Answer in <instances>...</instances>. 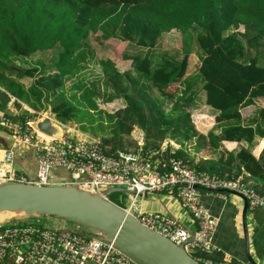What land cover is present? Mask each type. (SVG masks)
Listing matches in <instances>:
<instances>
[{
	"label": "trees",
	"instance_id": "obj_1",
	"mask_svg": "<svg viewBox=\"0 0 264 264\" xmlns=\"http://www.w3.org/2000/svg\"><path fill=\"white\" fill-rule=\"evenodd\" d=\"M174 30L200 52L193 77L187 76L189 44L181 59L154 62L160 38ZM109 40L141 50L130 58L132 71L98 59L93 42ZM39 53L44 57L30 64ZM263 57L264 0H0L1 109L15 97L34 111L51 110L61 124L100 137L110 152L124 150L139 129L147 149L172 141L180 147L177 157L196 170L221 178L247 174L262 195L264 151L256 158L251 146L264 140V108L249 124L241 110L264 100ZM201 91L217 114L207 135L189 112ZM117 101L124 106L115 112L102 108ZM224 142L248 148L229 152ZM191 151L200 156L197 163Z\"/></svg>",
	"mask_w": 264,
	"mask_h": 264
},
{
	"label": "built area",
	"instance_id": "obj_2",
	"mask_svg": "<svg viewBox=\"0 0 264 264\" xmlns=\"http://www.w3.org/2000/svg\"><path fill=\"white\" fill-rule=\"evenodd\" d=\"M17 104L29 117L19 112ZM38 114L14 97L5 109L0 108V129L11 134L16 144L32 148L37 159L36 178L30 181L14 168V146L5 149L0 145L3 152L0 184L16 181L56 186L51 173L62 169L72 177L63 186H74L92 193H102L103 189L132 191L134 200L123 209L144 227L176 245H184L185 251L200 264H234L232 260L216 259L220 253L214 243L218 224L201 203V192L222 199L228 195H240L247 201L249 210H264V195L257 191L253 182L243 176L221 178L196 170L189 161L177 157L180 147L172 141H165L157 151L149 150L145 133L139 129L132 134L135 148L115 152H110L100 140L73 137L68 135L70 131L61 138L47 139L36 128ZM59 125L65 129V125ZM175 190L177 198L197 223L193 242H190L192 232L171 216L145 214L142 210L145 194H172ZM1 227L0 264H135L113 245L66 232L64 228L40 224H3Z\"/></svg>",
	"mask_w": 264,
	"mask_h": 264
},
{
	"label": "water",
	"instance_id": "obj_3",
	"mask_svg": "<svg viewBox=\"0 0 264 264\" xmlns=\"http://www.w3.org/2000/svg\"><path fill=\"white\" fill-rule=\"evenodd\" d=\"M46 113L36 123L43 134L61 138L52 127L53 115ZM62 127V126H61ZM63 128V127H62ZM64 130V129H63ZM84 181H87L84 178ZM119 192L134 195L126 189H109L92 193L74 186H38L30 183L10 181L0 184V214L52 216L75 224L80 229L64 231L89 239L98 240L127 256L135 264H200L184 249L165 237L144 227L136 218L108 199V195ZM176 197V190L174 191ZM245 202L242 225L245 239V255L248 264H258L251 255L247 225L248 203ZM145 200H150L148 194ZM195 239L192 233L190 242Z\"/></svg>",
	"mask_w": 264,
	"mask_h": 264
},
{
	"label": "crops",
	"instance_id": "obj_4",
	"mask_svg": "<svg viewBox=\"0 0 264 264\" xmlns=\"http://www.w3.org/2000/svg\"><path fill=\"white\" fill-rule=\"evenodd\" d=\"M241 31L243 30L241 29ZM174 40H177L176 46H173V44L171 43V41ZM115 41L118 44H115L114 43ZM112 44H115L117 46H120L121 44L124 46V48L122 49V51H120V53L115 54L113 52L107 57L103 56V54H100L99 50H96L98 59H109L113 61L116 67L118 68V70L122 73L132 71V61L130 60V58L141 50L138 48H134L133 46L132 48H130L131 45L129 43L122 42L119 40H109L104 42L103 45H99V46H103V47L106 46V48H108V46ZM187 44H189V48H191L187 76L188 77L195 76L198 72L195 73L196 69H194V66L198 65V70L201 66L200 52L196 46V43L194 41L188 43V41H186V36L180 31L174 30L169 33L163 34V36L160 38L158 42L157 47L153 50L154 62L158 63L157 60L162 59V57L156 54L158 53L157 51H161L165 54H168V56H171L174 52V47L177 48L178 51H180V53H178L174 57L181 59L182 54L184 52L183 50L187 49L186 48ZM146 51L147 50H144V52ZM44 55L45 54L39 53L34 58H37L39 61L44 57ZM262 60L264 64V57ZM200 95L202 97V100L200 99L202 109H205L206 113H202V115H200L199 117H195V118L192 117V119L194 118L193 122L197 127V129L202 134L207 135L216 126L217 114L212 108L205 105V92L201 91ZM117 102L111 104L120 103L121 105V106L119 105L120 108L124 106L122 102L120 101ZM262 108H264V100L259 99L255 101V105L242 109L241 114L243 117L244 124L251 123L255 119L257 115V111ZM205 120L210 121L209 126L206 125ZM0 133L6 134L5 132L2 131ZM0 142H2L0 143V145H2L5 149L11 148L9 142L3 138L2 134H0ZM223 145H224V149L229 152H238L243 147L248 148V145L246 143L224 142ZM23 149H25L24 151L25 155H23L24 157L20 156L19 153L18 154L16 153L14 168L16 167V165H18L20 171H17L15 169L17 173L19 175L25 176L31 181L36 178L37 159L36 156L35 158H33L29 155L32 153L31 150H29L30 147ZM251 151L256 158H260L261 154L264 151V140L256 138L254 141V145L251 146ZM243 177L248 179L247 174H244ZM51 178L53 182L58 186L67 184L72 179L71 174L68 171L62 169H56L52 171ZM156 196H160V195H156ZM226 197L227 198L222 199L215 195L209 194L205 191L201 192V203L210 211L211 215L216 219L218 224L217 231L214 237V243L220 249V253L217 254L216 257L221 256L224 260L225 259L232 260L237 264H248L245 255V239H244V230L242 226L243 223L242 218H243L245 202L241 197H238L236 195H228ZM169 198H177V196L175 197L174 193L170 194V196L167 197V202H168L167 205L166 203L164 204V210L161 208V206H159L158 208L155 207L156 210L155 212H160L159 209H161L164 215L171 216L173 219H175L181 225L185 226L194 234L197 231V223L194 220L193 216L185 210L181 200L179 204L175 200H169ZM153 199L158 200L155 197ZM159 200L162 202L160 198ZM147 201H151V199ZM141 205L143 210V201L141 202ZM5 218L6 217H4V215H0V222H3ZM247 225H248L249 238H250L251 255L255 260H257L258 258L264 260V210L258 209L255 211H251L248 209ZM60 228H65V226H61Z\"/></svg>",
	"mask_w": 264,
	"mask_h": 264
},
{
	"label": "rangeland",
	"instance_id": "obj_5",
	"mask_svg": "<svg viewBox=\"0 0 264 264\" xmlns=\"http://www.w3.org/2000/svg\"><path fill=\"white\" fill-rule=\"evenodd\" d=\"M175 38V37H174ZM115 44H118L116 41L114 42ZM171 43L173 44V46H176L177 45V40H174V41H171ZM115 44H112V45H109L108 48L103 47V46H99L97 43L93 42V46L96 48V50H99V53L100 54H103V56L107 57L108 55L112 54L113 52L115 54H118L120 53V51H122V49L124 48L123 45L120 44V46H117ZM130 48H132V46H130ZM158 53H156L158 56L160 57H164L168 54H165L161 51H157ZM178 53H180V51H178L177 48L174 47V52L171 56H176ZM181 55V54H180ZM183 56V54H182ZM30 62V64H36V62L38 61L37 58H32V59H29L28 60ZM157 62H160V60H157ZM198 62V61H197ZM194 69H196V72H198V65H195L194 66ZM22 83L28 87L30 86L33 81L31 79H24L22 81ZM71 85L69 84L68 87H70ZM175 86L171 87L170 91L173 92L175 91ZM201 93V92H200ZM202 100V97L201 95L199 96V98L197 99L196 101V104L189 109V112L191 113V115H193L192 117H199L200 115H202V113H206L205 112V109H202V105H201V100ZM118 103V102H117ZM108 104V105H104L102 106V108L108 112H115L117 109H119V104ZM199 104V105H198ZM197 105V106H196ZM121 106V105H120ZM25 109H19V112L22 114V115H26V112L24 111ZM35 112H38V111H35ZM39 114L36 115L37 118L41 119L43 118L45 115L41 116L40 113H48L50 114V112H38ZM196 115V116H195ZM51 118L55 121L56 118L55 116H51ZM194 118L192 120H194ZM58 122V121H57ZM60 123V122H58ZM205 123L207 126H209L210 124V121L208 120H205ZM62 128V127H61ZM63 129V128H62ZM5 132L4 130L0 129V132ZM65 132H69L68 135L70 136H73V137H78L80 139H87V140H90V139H95L93 135L89 134V133H84L82 132L79 127L75 124H68V125H65V129H64ZM6 134H3V133H0L3 135V138L5 140H7L9 142V145L10 147L14 146V149L16 151V153L20 156H23L25 155L24 151L25 149L23 148H28V147H25L23 145H21L20 143H17L15 142V140L12 138L11 134L5 132ZM133 136V135H132ZM97 140H100V137H98ZM2 143V142H0ZM178 148L179 146L176 145ZM135 148V141L133 139V137H130L126 143V147L125 149H133ZM29 150H31V154H29L31 157L35 158V153L33 151L32 148H30ZM191 154V158L190 159H193L195 163L198 162L199 160V156L195 154L194 151H191L190 152ZM24 157V156H23ZM15 169L17 171H20L19 168H18V165H16ZM254 185V184H253ZM103 192H107L109 191V189H103L102 190ZM170 196V194H167V193H163L161 194L160 196H156V195H152L150 196V199L151 201H147V200H143V212L145 214H148V213H153V214H160V215H164V213L161 211V209H159L160 212H155V207H159L161 206V208L164 210V204L166 203L167 205V197ZM156 198L158 200H155L153 198ZM162 200V202L159 200V198ZM172 197V196H171ZM108 199L114 203L115 205L119 206V207H122V208H127L131 202L134 200V195H130L128 193H119V192H115V193H112L110 195H108ZM169 200H175L177 201L179 204H180V199L178 198H169ZM151 206V208H150ZM166 211V210H165ZM0 215H4L5 220L3 222H0V226L3 225V224H18V225H26V224H34V225H37L40 223L41 226H44V227H49V228H60L61 226H65V228H68V229H80V226L78 227L77 225L75 224H72V223H69L67 221H64L62 219H59V218H56V217H52V216H40V215H32L30 217H27L25 215H14L12 213H4V214H0ZM243 226V225H242ZM64 228V229H65ZM258 264H264V260L261 258L257 259L256 260Z\"/></svg>",
	"mask_w": 264,
	"mask_h": 264
},
{
	"label": "bare ground",
	"instance_id": "obj_6",
	"mask_svg": "<svg viewBox=\"0 0 264 264\" xmlns=\"http://www.w3.org/2000/svg\"><path fill=\"white\" fill-rule=\"evenodd\" d=\"M42 121V119H41ZM52 127L55 129L56 133H63V129L61 128V126L59 125L58 122H56L55 120L52 119ZM45 138L50 139V138H54V136H49L47 134H42ZM2 156H3V152L0 151V160H2ZM4 214V213H2Z\"/></svg>",
	"mask_w": 264,
	"mask_h": 264
},
{
	"label": "clouds",
	"instance_id": "obj_7",
	"mask_svg": "<svg viewBox=\"0 0 264 264\" xmlns=\"http://www.w3.org/2000/svg\"><path fill=\"white\" fill-rule=\"evenodd\" d=\"M1 89V88H0ZM2 90V89H1ZM15 98V97H14ZM17 99V98H16ZM11 100V99H10ZM21 102V101H20ZM22 103V102H21ZM23 104V103H22ZM25 105V104H24ZM26 106V105H25ZM28 107V106H27ZM29 108V107H28ZM29 109H31V108H29ZM32 110V109H31ZM56 186H58V185H56Z\"/></svg>",
	"mask_w": 264,
	"mask_h": 264
}]
</instances>
